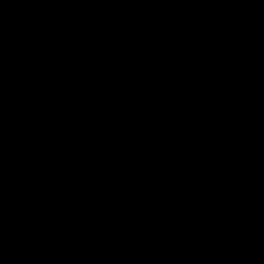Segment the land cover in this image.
<instances>
[{
    "label": "water",
    "instance_id": "obj_1",
    "mask_svg": "<svg viewBox=\"0 0 264 264\" xmlns=\"http://www.w3.org/2000/svg\"><path fill=\"white\" fill-rule=\"evenodd\" d=\"M0 264H264V0H0Z\"/></svg>",
    "mask_w": 264,
    "mask_h": 264
}]
</instances>
